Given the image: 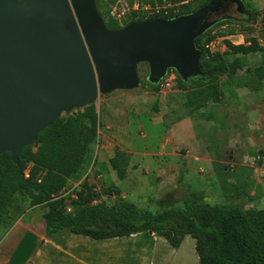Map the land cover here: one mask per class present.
<instances>
[{
    "label": "trees",
    "instance_id": "obj_1",
    "mask_svg": "<svg viewBox=\"0 0 264 264\" xmlns=\"http://www.w3.org/2000/svg\"><path fill=\"white\" fill-rule=\"evenodd\" d=\"M186 1L148 0L144 5L153 9L158 4L157 12L145 17L141 12L132 11L122 24L110 16V7L116 0H95V5L106 27L118 30L133 21L169 20L188 15L211 0H200L192 6ZM166 4L170 7L164 8ZM176 7L178 11L174 12ZM245 13L247 18L243 22L247 27L244 28L241 21L223 19L217 26L226 27V36H220L222 34L218 32L212 34L215 25L195 41L196 48L202 53L203 77L182 82L175 72L168 73L176 75L179 89L186 92L185 108L192 113L209 103L220 102V80L223 77L232 81L239 74L247 76L252 73L256 82L264 81V46H260L256 40L248 38L244 45L238 46L225 41L227 51L223 54H211L205 48L216 37H230L239 30L252 32L251 26L259 14L249 5H246ZM253 54L261 57L255 70H251L243 61V58ZM144 83L153 91H159L160 83L155 86L147 80ZM238 85L246 86L241 82ZM62 114L38 134L31 146L22 150L17 165L11 162L10 154L0 155V237L27 210L39 208L43 211L41 217L49 239L78 235L102 241L144 234L161 238L176 250L188 236L195 243L199 264H264V209L208 203L201 196L191 194L181 202V207L153 214L143 206L123 199L105 202L102 196L109 195L111 190L93 193L86 185L81 188V183L73 191L75 199H69L63 194L69 183L78 184L77 181L92 162L99 121L94 104L71 110L65 117ZM34 144L37 145L35 151ZM128 163L127 155L120 151L115 152L109 160V168L118 181L125 178ZM239 183L223 180L220 188L224 197L239 196L242 193ZM68 208L70 212H67Z\"/></svg>",
    "mask_w": 264,
    "mask_h": 264
},
{
    "label": "water",
    "instance_id": "obj_2",
    "mask_svg": "<svg viewBox=\"0 0 264 264\" xmlns=\"http://www.w3.org/2000/svg\"><path fill=\"white\" fill-rule=\"evenodd\" d=\"M226 4L245 12L242 0H211L188 15L110 30L95 0H0V155L17 165L62 113L138 89L141 65L154 86L171 71L182 82L203 77L195 41Z\"/></svg>",
    "mask_w": 264,
    "mask_h": 264
},
{
    "label": "rangeland",
    "instance_id": "obj_3",
    "mask_svg": "<svg viewBox=\"0 0 264 264\" xmlns=\"http://www.w3.org/2000/svg\"><path fill=\"white\" fill-rule=\"evenodd\" d=\"M147 1L116 0L110 7V16L119 24L132 11L149 17L159 10V5L155 4L152 9L144 5ZM198 1L187 0L186 3L192 6ZM242 2L244 8L249 5L259 14L251 26L252 32L239 30L230 37L214 38L207 44L212 45L208 51L211 54L226 52L225 41L238 46L251 38L264 46V0ZM169 7V4L164 5V8ZM177 11L176 7L174 12ZM221 16L232 17L234 21H241L244 28L247 27L243 22L247 14H238L235 7L228 8ZM225 28L216 25L212 34L218 32L222 34L220 36H226ZM243 61L251 70H255L261 57L253 54L243 58ZM243 75L239 74L232 81L221 78L220 102L209 103L200 111L192 113L185 108L186 92L179 89L175 74H167L160 82L159 91L155 92L144 83L147 67L140 66L138 89L100 96L94 103L102 122L106 110H114L119 112L121 121H127L128 124L142 123V127L137 124L133 128L130 141L135 150L131 157L141 164L135 178L137 184L135 187L124 184L118 187L117 184L122 180L118 181L114 172L106 168L100 172L93 170L97 160L93 150L91 164L77 181L82 184L81 188L86 185L93 193L111 190L109 195L102 196L103 201L123 199L143 206L153 214L181 207V202L191 194L201 196L208 203L264 209V81L256 82L252 73ZM239 82L246 86H239ZM66 115L63 113L62 117ZM36 148L33 146V151ZM160 150L166 154L161 155ZM157 166L162 167L160 172ZM223 180L233 184L240 182L242 193L224 197L220 188ZM75 184L70 182L67 190L76 191L80 185ZM193 245L194 241L190 237L183 242L182 264H198L190 261V256L196 258L195 252L189 253ZM185 258L188 259L187 263Z\"/></svg>",
    "mask_w": 264,
    "mask_h": 264
},
{
    "label": "crops",
    "instance_id": "obj_4",
    "mask_svg": "<svg viewBox=\"0 0 264 264\" xmlns=\"http://www.w3.org/2000/svg\"><path fill=\"white\" fill-rule=\"evenodd\" d=\"M106 112L103 122L101 115H98L99 129L94 146L97 160L95 168L92 169L100 172L106 168L113 172L109 168V160L115 152L120 151L127 155L129 163L125 178L117 185L135 187V178L139 174L141 164L131 157L135 152L131 145V131L137 124L141 126L142 123L128 124L127 121L120 120L119 112ZM160 154L166 153L163 150ZM157 170L160 172L162 167L157 166ZM42 213V210L36 208L27 210L10 230L0 237V264H182L181 247L188 236L176 250L163 239L144 234L102 241L78 235L49 239L46 237ZM194 247L195 243L190 254L195 252ZM187 260L185 258L186 263ZM190 261L198 262L197 256H190Z\"/></svg>",
    "mask_w": 264,
    "mask_h": 264
},
{
    "label": "built area",
    "instance_id": "obj_5",
    "mask_svg": "<svg viewBox=\"0 0 264 264\" xmlns=\"http://www.w3.org/2000/svg\"><path fill=\"white\" fill-rule=\"evenodd\" d=\"M212 45L211 44H209V45H206L205 46V48L209 51V48L211 47ZM77 185H79V184H75L74 186H77ZM73 189H70V190H67L66 189V191H65V195L67 196V197H69V199H75V196H74V194H73ZM95 203V202H94ZM67 212H70V209L68 208L67 209Z\"/></svg>",
    "mask_w": 264,
    "mask_h": 264
},
{
    "label": "flooded vegetation",
    "instance_id": "obj_6",
    "mask_svg": "<svg viewBox=\"0 0 264 264\" xmlns=\"http://www.w3.org/2000/svg\"><path fill=\"white\" fill-rule=\"evenodd\" d=\"M230 7H235L234 5H228V4H226L225 5V12H226V10L228 9V8H230ZM235 11H236V7H235ZM224 12V13H225ZM237 12V11H236ZM224 13H222V12H220L218 15H216V16H214V18L215 19H219V20H223V19H232V17H224V16H221V14H224ZM238 13V12H237ZM238 14H240L241 15V13H238Z\"/></svg>",
    "mask_w": 264,
    "mask_h": 264
}]
</instances>
